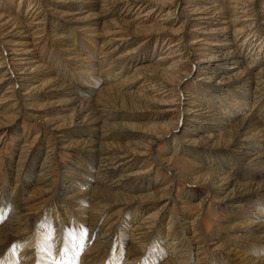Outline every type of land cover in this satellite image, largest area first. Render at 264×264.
Instances as JSON below:
<instances>
[{"label":"rangeland","instance_id":"rangeland-1","mask_svg":"<svg viewBox=\"0 0 264 264\" xmlns=\"http://www.w3.org/2000/svg\"><path fill=\"white\" fill-rule=\"evenodd\" d=\"M251 37L264 38V0H0V204L15 200L30 217L27 238L2 250L0 264H249L264 251V235L254 230L264 211L250 202H264V171L239 160L246 147L235 143L248 141L239 129L264 109V51L253 62ZM102 59L106 66L97 67ZM107 77L116 80L108 86ZM151 78L158 94L145 90ZM210 97L218 109L195 116L190 109ZM88 102L125 130L100 139L102 117L84 121L79 111ZM89 136L98 146L76 143ZM99 145L122 147L123 157L107 165L124 163L117 167L123 181L142 186L136 200L110 193L120 187L116 177L104 176L103 188L89 180L88 173L103 176ZM251 151L264 157V147ZM202 153L215 161L236 155L227 184L211 185L215 169ZM247 171L255 175L238 174ZM177 228L191 250L177 244ZM51 229L63 237L42 240ZM90 229L108 236L103 244ZM156 232L158 239L128 254L132 233L138 241ZM151 252L158 257L150 262Z\"/></svg>","mask_w":264,"mask_h":264},{"label":"bare ground","instance_id":"bare-ground-1","mask_svg":"<svg viewBox=\"0 0 264 264\" xmlns=\"http://www.w3.org/2000/svg\"><path fill=\"white\" fill-rule=\"evenodd\" d=\"M251 33L252 32H250V34ZM252 37L249 39L250 41L248 42V48L250 49V52L254 51V53H253V55H254L253 62H254L259 57V54H261L260 52L264 51L263 50L264 49V38L260 42L257 43L255 41H258V39H252ZM30 59L33 60L35 58L32 56ZM105 59H102V61L100 60L101 61L100 63L104 64V65H100L99 64L100 66L97 65V67H102V66L105 67L106 66L105 65ZM31 66L29 67V69L31 68ZM0 67L2 68L1 65H0ZM25 67H27V66H25ZM145 67H147V66H145ZM109 68L111 70L114 67L112 66V67H109ZM96 72L100 73V72H103V70H101V71H93L91 74H94ZM119 73H120L119 71H118V73H114V77L117 78ZM259 73L262 74L261 77L263 78L264 77V66H263V70L261 69ZM107 74H111L110 77H113V72L112 71H109ZM251 74L253 75L254 79L257 78V77H255L254 73L251 72ZM28 75H30V73ZM25 77H26V79H23V81L24 80H27V81L31 80V77H28V76H25ZM116 78H114V79L113 78L112 79L108 78V82H109L108 86L110 85V83L113 80H116ZM248 80L242 79L241 80V84L244 83V82H247ZM262 80L264 82V79H262ZM145 81L148 82V84H146L144 82L145 90H148L149 92H152V93L156 94L158 92V89H156L154 87V86H156V84H155L156 80H154V79L152 80V78H151V79H146ZM255 81H256L257 85H260V82H261L260 79H257ZM159 86L163 87V85H159ZM165 88L166 87L164 86L163 91L161 92V94H164V92L168 91V88H166V89ZM231 92L233 93L234 90H231ZM255 92L256 93H258V92L261 93V94H259V96L263 97L264 96V85L261 88H258V92L257 91H255ZM239 93H240V91H239ZM229 94L230 93H227V95H229ZM188 95H190V94H188ZM190 96H193V95H190ZM213 99H214V97H210L207 101L204 100V103L202 102L203 103L202 106L201 105L200 106L199 105H195L190 110H192V113H194L195 116H201L202 114H205V111L214 112L215 110L218 109V107L212 101ZM231 103H232V101L231 102H227L225 104L231 105ZM236 103L238 104V101H236ZM220 108H222V106H220ZM262 108L263 107H261V110L257 113V115L252 116V118L249 120V122H246L244 124V126H241L240 129H239L240 131L242 130L241 137L245 136L246 141L247 140L248 141L245 142V143L241 142V141H237L235 143H236L237 146H245L246 147L245 148L246 149L245 152H241V153L237 154V157H238L239 160H241V158H247V159L250 160L252 165H254V166L258 167V168H261L262 171H264L263 152H258L257 151V155L256 156H254V157L250 156V154L254 151V150L251 151V149H252V147L254 145H258L260 148L264 147V142L263 141L260 142V140H259L261 137L264 138V109L262 110ZM79 111L81 113V117L83 118V120L86 119V118H90L91 117V119H93V121L95 122V121H98L99 119H101V117L103 116L102 112L97 108V104L96 103L90 104V102H88V103L81 104ZM109 113H111V112H109ZM111 114L106 115L105 118L102 117V119H103L102 121L103 122H102L101 127L102 128L105 127V130L101 129L99 131V138L100 139H105L107 136H109V134H110L109 132H112L114 130H118V129H123V131L125 130V126H120V127L117 126V124H119V123H116V122L113 121V119H111V118H113V117H111ZM117 115H118V113L117 114L116 113L113 114L114 117L117 116ZM260 118L262 120H260ZM72 122H74V121H71V123ZM75 131H71V133L74 134ZM197 131H204L203 126H199V127L197 126L195 128V132H197ZM88 135H91V134H88ZM112 136L120 137V136H124V134H116V135L113 134ZM206 136H210L211 137V135H209V134L208 135H204L202 137H206ZM238 138L232 139L231 143H233ZM76 143H80L83 148H84V146H92V148L98 146V145H96V143H98L97 140L94 137L92 138V136H89L88 138L87 137L84 138L82 140V142H80L78 140V141H76ZM116 148L117 149H115V151L114 150L112 151V150H110V147H105L104 148L103 145H99L97 151L100 153L101 157L99 158V161H98V164H97V168H98V173L97 174H102L103 176H98V175L93 176L90 173H88L89 180H91L93 184L95 183V187L96 188H103L104 186H101V185H104L103 183L106 182L105 177H107V178L116 177V178H114L113 182H119V183H116L115 186H120V187L118 189H116V190H111L110 193H117V192L121 193V194L126 196L125 200L127 202H132L133 200L137 199L136 196L133 194V192L135 190L138 191L140 188H142V186H139V187L138 186L137 187L136 186H132V185H129L128 182L123 181V180H125V179H123L124 178L123 176H125V175H123L122 170L119 171V168H117V167L120 166V165H123L124 163H119L117 165V167H109V165H107L109 160L116 159V158H119V157H123V155H121L122 152L124 153V150L122 149V147L121 146H117ZM105 150H108V151L105 152ZM128 152H135V150H131L130 149ZM200 155H201V159L202 160H205L206 163L209 164V166H211V167H213L215 169L214 173L210 174L211 177L213 178V180L210 181L211 185L212 186L213 185H217V184L223 185V184H225V182L227 184L229 178L232 176L231 170H230L231 167H235V166L238 165L237 158H234V157H236V155L230 154L229 156H225L224 154H222L221 156H219V160H217V161L214 160V156L210 155V153H208V154L202 153ZM47 158H46V160H44L42 162V169H40V173H42L43 175H47V169L45 167L47 165ZM226 168H227V170H224ZM69 172H71V170H69ZM119 172H121V174ZM223 172H224V174H226V173L228 174L229 173V175H225L224 176L222 174ZM238 174H244V175L252 174V175H255L254 172L252 173L250 171H247L245 173L239 172ZM261 174H264V172H262ZM69 182H70L69 186H71L72 185L71 183H73V181L69 180ZM38 184H41L40 185L41 188H45L47 186V180L46 179H38ZM64 186H65L64 187V189H65L64 191L65 192H68L71 189H73L71 187L66 186L65 184H64ZM258 187L247 188V191H251V192L256 193V190L258 189ZM214 188L215 187H213V191H216ZM233 188H236V186L233 187ZM242 191H243V189L240 188L239 192H242ZM122 199H124V198H122ZM250 200H251L250 202H253L256 206H258L259 210L262 211V213H263V211H264V202L261 201V200H259V202L258 201L254 202V199H250ZM7 201L8 202H6L5 204H0V253L4 249H8V250L10 249L11 250L16 244L18 245V243H20L21 239H26L27 237H25L24 230H26L27 227L30 225L29 224L30 217H28L27 215H25L23 213V211L15 203V200H10V198H9V200H7ZM7 204L10 205V209H9L8 212H7L8 208H5ZM8 213H9V215H8ZM258 220H259V222L256 225H254V230L257 231L259 234H263L264 235V220H261L260 218H258ZM94 224H95V222L92 223V226H94ZM43 226L48 227V225L44 224V223H43ZM27 230H29V229H27ZM38 231L41 232L40 229H38ZM51 233H53V234H51ZM63 234H62V232H61V234H59V230H57V229H51L50 232L42 234V236H40V237L42 239V238H45L46 236H52L53 239L56 238V240H58L60 237H63L62 236ZM87 234L88 235H92L91 239H96V243H98V244H103L105 239L108 237L104 232L98 231L97 229H90L89 231H87ZM153 234L150 237H148V236L140 237L138 239V241H137L136 240L137 238L135 239V237H134L135 233H132L131 234L132 238L126 240V242H125L126 244L132 245V246H130L128 254H130V251L132 252V251H136V249L138 250L139 247L144 250L146 248L145 245L152 243L154 239H158L159 236H160L159 232H156V233H153ZM171 234L175 235L174 238L177 239V244H179L180 247L185 246L189 250L192 249V246H191L190 242L188 244L185 243V240H186L185 233H181V231L179 232V229L177 228L176 230L172 231ZM83 237H84V235H83ZM69 240H71V239H69ZM223 241H225V240H223ZM79 244L82 245V242H80ZM137 244H138V246H137ZM223 246L224 247L227 246V248L228 247L231 248L230 244H227L226 242H224ZM45 249H46V253H50L49 255H54V253H56V251H58V248H55L54 250L51 249V252H50V250L47 247ZM61 251H62L61 253L64 254V250H61ZM65 251L67 252L68 249H66ZM259 251H260L259 254L254 255V256H249L250 257L249 258V264H264V251L262 249H260V248H259ZM10 253H12V252H9L10 263H11L12 262L11 257L13 258V256ZM150 254H153V257L150 259V262L155 260L158 257V255L153 253V252H151ZM260 255H262V256H260ZM28 256L29 255L27 254V256H24V257H28ZM127 256H129V255H127ZM24 257H23V261H24ZM70 257L72 258V256H70ZM88 258L89 257H86V258L82 259V261H86ZM202 259L198 258L197 261L200 262V261H202ZM221 264H228V263H227V261H225V262H222Z\"/></svg>","mask_w":264,"mask_h":264},{"label":"snow or ice","instance_id":"snow-or-ice-1","mask_svg":"<svg viewBox=\"0 0 264 264\" xmlns=\"http://www.w3.org/2000/svg\"><path fill=\"white\" fill-rule=\"evenodd\" d=\"M54 264H64L63 261H59V262H54Z\"/></svg>","mask_w":264,"mask_h":264}]
</instances>
